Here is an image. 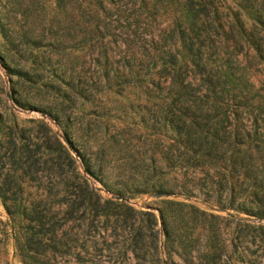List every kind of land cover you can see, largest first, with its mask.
I'll list each match as a JSON object with an SVG mask.
<instances>
[{
  "label": "rangeland",
  "instance_id": "rangeland-1",
  "mask_svg": "<svg viewBox=\"0 0 264 264\" xmlns=\"http://www.w3.org/2000/svg\"><path fill=\"white\" fill-rule=\"evenodd\" d=\"M103 7L0 0V264H264V0Z\"/></svg>",
  "mask_w": 264,
  "mask_h": 264
},
{
  "label": "trees",
  "instance_id": "trees-1",
  "mask_svg": "<svg viewBox=\"0 0 264 264\" xmlns=\"http://www.w3.org/2000/svg\"><path fill=\"white\" fill-rule=\"evenodd\" d=\"M100 13H102L101 16H103V19H101ZM112 16L113 15H111L110 13L107 14V12L105 11L103 7V0H72V17L75 19H79V21H83L85 23L95 24L97 31H98V28H97L98 25L102 24V28L106 31L102 32L99 29L98 32L101 33V35H103L104 32L106 34L113 35V33H110L108 29L111 23H113L114 20H116V18ZM134 24L136 26L132 29H131V26H126V27L131 33H133L136 36L135 37L136 40H142L141 48L144 49L143 54L144 56H148V53H149L148 48L150 46H148V43L144 41L145 39V37H143L144 34L138 31L139 30L138 17L135 18ZM129 31L126 33L127 35H129ZM179 31L183 33L182 29H180ZM155 49L156 50L161 49V53L163 54L162 56L163 63L169 64V67L171 66L169 70L173 72V75L175 76L177 74L180 77L182 73L181 69L180 68L175 69V66H177L178 64V54L171 50V48L168 45V41L165 40L163 46L156 47ZM150 60H151V55L149 56V59L147 58L146 62L149 64ZM164 69H167V68H164ZM173 99L176 100V99H179V97L177 96V97H174ZM186 107L187 106H185L184 108ZM207 118H208V115L204 119L207 120ZM207 122L208 121H206L205 124H207ZM28 248H30V250L32 249L30 245H28Z\"/></svg>",
  "mask_w": 264,
  "mask_h": 264
}]
</instances>
